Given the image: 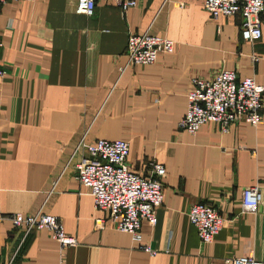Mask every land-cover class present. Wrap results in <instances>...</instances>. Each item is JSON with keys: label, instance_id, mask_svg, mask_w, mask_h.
Returning a JSON list of instances; mask_svg holds the SVG:
<instances>
[{"label": "crops", "instance_id": "0c3cea01", "mask_svg": "<svg viewBox=\"0 0 264 264\" xmlns=\"http://www.w3.org/2000/svg\"><path fill=\"white\" fill-rule=\"evenodd\" d=\"M203 3L136 0L123 13L116 0H96L92 17L76 14V0L0 4V217L55 216L77 242L61 257L46 230L24 235L4 220L0 264L264 262V95L257 127L238 122L221 133L211 124L195 135L177 129L194 78L229 70L264 87V13L261 38L249 45L238 17L213 20ZM145 33L173 41V54L127 66L129 35ZM81 139L128 142L127 164L143 176L153 163L164 168L157 223L141 227L154 257L110 226L94 230L104 215L76 180ZM250 186L262 190L254 214L241 207ZM197 203L224 219L210 244H201L187 217Z\"/></svg>", "mask_w": 264, "mask_h": 264}, {"label": "built area", "instance_id": "2783aa9c", "mask_svg": "<svg viewBox=\"0 0 264 264\" xmlns=\"http://www.w3.org/2000/svg\"><path fill=\"white\" fill-rule=\"evenodd\" d=\"M23 0H0V4ZM125 13L136 7V0H116ZM96 0H76V14L92 17ZM203 9L213 20L220 18L240 19L242 40L254 45L261 38V15L264 0H204ZM174 43L166 37L131 34L125 49L127 66H151L160 55H172ZM254 62L256 58L252 59ZM5 72L0 69V81ZM264 87L253 77L238 79L234 71L222 70L208 80L194 78L186 91V112L177 123V129L195 135L206 125H216L221 133H228L230 127L243 122L257 127L263 122ZM129 144L123 140H96L88 144L81 139L74 153L81 152V160L75 165L76 180L85 193L92 198L96 212L102 218L94 220V230L101 231L108 226L130 236L136 248L150 257L156 252L142 243L143 223L155 226L156 212L163 202L162 179L164 168L153 163L143 176L133 172L127 164ZM262 203L259 186L246 187L241 192V207L244 213L254 214ZM189 223L195 228L201 244H210L219 233L224 219L213 208L197 203L188 212ZM8 221L13 228L21 229L24 235L33 230H46L58 245L60 256L68 248L77 245L67 235L59 218L44 213L35 215H6L0 222ZM226 264H264L251 257L230 258ZM7 264H12L10 260Z\"/></svg>", "mask_w": 264, "mask_h": 264}]
</instances>
